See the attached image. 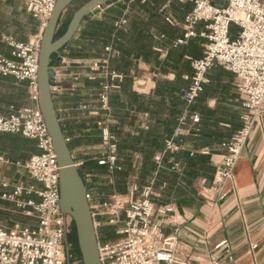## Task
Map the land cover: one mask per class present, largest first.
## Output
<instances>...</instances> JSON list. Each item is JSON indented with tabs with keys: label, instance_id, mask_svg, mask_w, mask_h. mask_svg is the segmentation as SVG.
Segmentation results:
<instances>
[{
	"label": "trees",
	"instance_id": "trees-1",
	"mask_svg": "<svg viewBox=\"0 0 264 264\" xmlns=\"http://www.w3.org/2000/svg\"><path fill=\"white\" fill-rule=\"evenodd\" d=\"M87 1L82 0L80 6ZM166 3L167 0H147L134 4L131 7L134 19L123 29L116 27L121 9L111 10L100 20L85 19V24H81L73 39L61 50L67 51L71 59H107L108 71L122 75V80L116 82L118 88L108 93L109 121L106 124L116 146L115 165L119 170L109 174L105 166L97 164L98 159L105 156V152L97 150L102 143V131L97 128V122H105L103 112L92 117L85 111L84 118L73 126L76 132L73 144L83 148V167L78 172L87 193L97 202L113 193L124 194L133 180L139 189L151 188L150 200L155 207L175 205L182 212L199 206L202 199L195 181L213 179L216 166L211 161L212 155L226 152L225 146L242 126L240 117L245 110L235 100L238 97L233 76L218 65L205 72L197 97L190 103L185 100L194 77L190 59H199L202 53L197 38L176 44L182 39L181 23L190 6L170 2L169 8L174 14L171 16L177 23L170 25L159 14ZM69 20L64 23L61 18L57 37L64 33ZM195 32L198 33L196 28ZM108 47L110 54L105 52ZM154 48L167 50L165 58L161 59ZM137 61L149 65L155 73V87L149 94H139L132 88L130 71ZM97 75L95 73L94 80H85V93L66 92L73 107L80 108L84 104L82 106L90 110L100 111L98 97L104 79ZM170 75L172 79L168 78ZM27 99L25 83L0 75V115L15 114L26 107ZM209 100H215L213 108L208 106ZM62 132L64 134L63 128ZM17 141L19 147L28 149V156L37 152L26 140ZM168 143L172 149L167 147ZM67 145L71 151L69 140ZM157 194L159 197L154 196ZM72 228L75 235L74 226Z\"/></svg>",
	"mask_w": 264,
	"mask_h": 264
},
{
	"label": "built area",
	"instance_id": "built-area-1",
	"mask_svg": "<svg viewBox=\"0 0 264 264\" xmlns=\"http://www.w3.org/2000/svg\"><path fill=\"white\" fill-rule=\"evenodd\" d=\"M23 1L26 12L38 21L40 32L26 44L4 40L12 52L10 59L0 56V75L11 76L17 83L26 84L28 105L10 116L0 115V136L18 134L36 143L38 153L32 155L23 168L29 179L40 188L17 187L12 195L3 198L14 201L23 193H33L39 201H15L23 215L36 220L33 227L17 222L8 227L0 225V264H67L65 239L73 221L60 212V167L38 108L40 94L37 87L41 35L56 0ZM172 1L191 5L182 25V39L176 44L195 37L203 40L201 58L190 60L194 77L185 100L190 103L197 97L205 72L215 65L235 77V88L245 113L241 117V128L225 146L226 152L221 156L222 170L218 175L220 180H229L242 149L251 137L253 123L264 107V0H222L223 4L216 0H167L159 14L170 25L177 24L167 12ZM126 25L127 20L122 17L116 27L123 29ZM233 26L237 28L234 39L231 38ZM196 27H200L198 33L195 32ZM105 52L110 54L111 48H105ZM89 68L104 79L98 97L100 111L86 106L80 109L92 117H98L99 112L104 113L105 122H97V128L102 131V143L97 150L105 152V156L100 157L97 164L105 166L111 174L119 168L115 165L114 139L106 127L109 121L108 93L118 88L116 82H120L122 76L108 71L107 59L92 60ZM89 80H94V77L90 76ZM75 88L74 85L65 88L53 86V93L61 90L72 92ZM262 133L264 136V128ZM167 147L173 148L170 143ZM152 195L150 187L139 189L133 180L124 194L113 193L100 202L87 193L101 264H193L180 258L177 237L163 233L162 226L169 220L171 209L170 206L155 207L150 200ZM154 196L159 197L158 194ZM103 230L107 231L104 233ZM200 264L220 262L214 256Z\"/></svg>",
	"mask_w": 264,
	"mask_h": 264
},
{
	"label": "crops",
	"instance_id": "crops-1",
	"mask_svg": "<svg viewBox=\"0 0 264 264\" xmlns=\"http://www.w3.org/2000/svg\"><path fill=\"white\" fill-rule=\"evenodd\" d=\"M145 2L141 0H117L107 4L104 9L94 10L92 19L100 20L111 10L121 9V18H128L129 16L130 19H127L129 25L131 20L134 19L133 15L135 13L132 12L131 7L134 4ZM216 2L223 4L222 0H216ZM175 3L180 6H190L189 12L191 11L190 4ZM169 5L170 3L167 12L173 16L174 14ZM189 12L185 13L184 17ZM82 24H85V22ZM196 30L199 32L200 27H196ZM39 32L38 21L26 12L23 0H0V56L6 59L11 58L12 49L5 43V39L26 44ZM195 38H197L202 53L203 40L199 37ZM154 50L160 54L161 59L165 58L167 50L156 48ZM57 57H60L61 60L58 61ZM92 60L94 59H71L65 50L55 55L51 64V69L54 72L51 79L53 86L65 88L74 85L76 86L74 89L76 92L85 93V80H89L90 76L95 77V73H92L89 68ZM130 75L133 77L132 88L135 92L149 94L154 89L155 73L149 65L137 61L130 71ZM232 76L233 85H235V77L233 74ZM159 77L165 78L166 76L159 75ZM168 78L172 79L173 76L170 75ZM66 92L71 91L61 90L53 93V99L59 122L64 130L63 135L68 137V139H65L72 143V158L75 164H78L77 168L81 169L83 167L81 158L83 148L73 144L76 138L73 126L78 125L84 118L85 111H82L79 107H73L71 99L68 97L70 95H66ZM235 92L237 93V91ZM237 97L238 99L235 100L239 101L242 106L238 93ZM214 105L215 100H209L208 106L213 108ZM143 126L145 125L143 124ZM263 128L264 107L260 112V116L253 123L251 137L242 149L240 157L233 168L232 178L225 181L220 180L218 172L222 170L220 162L221 156L225 152L214 154L211 157L212 163L216 166L213 179L210 182H206L201 178L195 181V187L202 203L182 212H179L175 205H169L171 213L169 214V220L162 226V231L166 236L177 237L179 256L182 260L200 264L217 256L220 264H264ZM17 140H26L33 144L37 152L28 156V149L19 147ZM36 153H38V149L36 143L32 140L25 139L18 134L0 136V164L23 170V174H20V172L17 174L18 178L14 183L5 178L0 181V187L7 189L4 190L5 193L2 194L1 199H5L3 198L5 195H12L17 187L24 189L33 187L35 190L40 188L39 185L29 179L23 168L25 162ZM17 155L23 156V159ZM86 178L89 181L88 176ZM17 200L39 201L33 193H23L21 196L16 197L14 201L7 200L9 201L7 211L10 214H7L5 218H0V225L8 227L10 224L17 222L26 227H33L36 220L33 217L23 215L22 211L16 207L15 201ZM21 220L24 221L21 222Z\"/></svg>",
	"mask_w": 264,
	"mask_h": 264
},
{
	"label": "water",
	"instance_id": "water-1",
	"mask_svg": "<svg viewBox=\"0 0 264 264\" xmlns=\"http://www.w3.org/2000/svg\"><path fill=\"white\" fill-rule=\"evenodd\" d=\"M75 1L56 0L51 17L42 32L37 69V87L40 94L38 108L51 140L57 165L60 167V212L68 215L73 221L81 264H101L96 231L86 198L87 187L72 158L55 109L53 84L51 82L54 72L50 64L53 56L58 55L73 39L83 21L93 18L94 10L104 9L107 4L117 0H88L76 9L64 33L57 37L62 15ZM57 60L60 61L61 58L57 57ZM65 253L67 264H71L67 237L65 239Z\"/></svg>",
	"mask_w": 264,
	"mask_h": 264
},
{
	"label": "rangeland",
	"instance_id": "rangeland-1",
	"mask_svg": "<svg viewBox=\"0 0 264 264\" xmlns=\"http://www.w3.org/2000/svg\"><path fill=\"white\" fill-rule=\"evenodd\" d=\"M81 3H82V0H78L74 2L62 15V22L64 23L67 22L71 18L72 14L76 11V9L80 6ZM64 25L65 24H62V27H64ZM232 31L233 33L231 37L234 39L236 37L237 28L233 26ZM19 172L20 174L21 173L23 174V170L12 168V167H7L5 165L0 164V181H2L3 178H5L6 180L12 181V183H14L18 178L17 174ZM4 190H7V189L0 187V218H5L7 217V214H10L7 211V206H8L7 203H9V201H7L6 199H1L2 194L5 193ZM23 221L21 220V222ZM105 231L103 230L102 232H105ZM74 239L76 241L75 235H73V228H72L68 235V244L70 247V262L71 264H81V258H80L77 245Z\"/></svg>",
	"mask_w": 264,
	"mask_h": 264
},
{
	"label": "flooded vegetation",
	"instance_id": "flooded-vegetation-1",
	"mask_svg": "<svg viewBox=\"0 0 264 264\" xmlns=\"http://www.w3.org/2000/svg\"><path fill=\"white\" fill-rule=\"evenodd\" d=\"M69 235V234H68ZM67 239H68V236H67Z\"/></svg>",
	"mask_w": 264,
	"mask_h": 264
}]
</instances>
